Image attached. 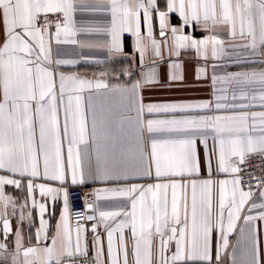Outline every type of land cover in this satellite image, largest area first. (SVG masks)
Masks as SVG:
<instances>
[{"label": "snow or ice", "instance_id": "1", "mask_svg": "<svg viewBox=\"0 0 264 264\" xmlns=\"http://www.w3.org/2000/svg\"><path fill=\"white\" fill-rule=\"evenodd\" d=\"M170 13L182 23L172 25ZM196 29L207 35L195 38ZM187 50L211 61L212 98L156 96L184 85ZM135 54V70L110 66ZM80 65L103 67L89 75ZM243 65L261 67L228 71ZM194 75L204 79L207 69L198 63ZM104 96L120 97L123 119L113 121ZM255 107L264 109V0H167L163 11L157 0H0V264H264V110ZM222 110L232 114H207ZM249 158L259 161L252 169ZM214 160L229 178L199 179L202 165L212 175ZM6 186L26 192L19 213ZM84 188L75 196L85 210L72 213L73 192ZM57 203L50 232L44 217ZM35 209L40 227L25 246Z\"/></svg>", "mask_w": 264, "mask_h": 264}, {"label": "crops", "instance_id": "2", "mask_svg": "<svg viewBox=\"0 0 264 264\" xmlns=\"http://www.w3.org/2000/svg\"><path fill=\"white\" fill-rule=\"evenodd\" d=\"M166 2L167 0H157V6L160 8V10H166ZM142 12V10H141ZM170 22L172 25H179L182 23V21L179 18L178 13H170ZM85 20H88L90 22H97V23H107L110 20V15L108 14H85L83 17ZM81 19V15L79 13H77V20L79 22V20ZM153 28H154V35L155 38L157 40H160V36H159V18H158V14H155L154 16V21H153ZM187 32H192L191 28L187 29ZM193 35L195 36V38L200 39L203 38V36H206L207 33H202L200 31V29H196L195 32L193 33ZM123 43H124V52L126 54V56L128 57H132L134 55L133 52V37L131 35V33H124L123 37H122ZM165 56L167 58V53L165 52ZM135 60H130V59H125V57L123 56H115L113 57L112 61L110 62V66L112 68H115L117 70H119L122 67H128L129 64H131L132 68L135 70L136 68L139 67V56L138 54H135ZM174 59V57H173ZM181 59L184 61L186 69H187V73H186V80L183 86L180 87H176L173 86L171 89H161L158 90L155 95L156 96H161V95H166L168 93H171L173 95H177L183 98H189V99H204V100H208L212 98V85H211V75H212V68H211V61L209 60L208 64H205L202 60L197 59L196 57V53L193 50H187V51H183L182 55H181ZM200 64V66L205 67L207 69V75L206 78L201 79V80H196L195 79V75H194V68L197 64ZM103 67V66H96V65H80L78 66V71L80 73H88L89 75H91L93 72H98L99 69ZM260 65H243V66H233L231 68L228 69V71H254V70H259L260 69ZM162 71V81H166V65H164L161 69ZM136 77H133L132 79H135ZM124 79L122 78L119 83H124ZM117 83L116 80H113L111 82V86H115V84ZM251 87H256L258 88L259 85H252ZM147 95V93H146ZM85 101L87 102V94H85ZM94 102L100 103L101 102V98L97 97L95 98ZM102 102L104 104V106L110 110L111 112V116L113 121H120L121 119H123V113L125 111L124 107H123V102L121 101L119 96H104L102 98ZM225 103H232V101L229 99V101H226ZM264 109H260L259 107H255L252 109V111H261ZM208 115H228V114H232L231 112H227V111H213V112H209L207 113ZM131 115H134V112L131 113ZM89 125H90V119H89ZM113 133L114 134H120L119 133V128L117 125L114 124L113 127ZM123 134L124 135H129V130H128V125L124 124L123 125ZM212 179L213 181L216 180H223V179H228V175L224 174V173H220L217 174L215 171V160L213 161V171H212V175L209 177L208 172L206 171V169L203 167H201V171H200V175H199V179L203 180V179ZM134 182L137 183H141V184H147V183H155V180H136ZM96 187H104V185H100V184H93ZM112 186V185H109ZM5 194L7 196H10L13 198V200L18 201V203L15 205L17 213H19V209H20V205L24 203L25 197H26V192L23 188L21 189H17L15 186H6L5 187ZM36 199L38 202H40L41 198L39 196V190H36L35 193ZM29 205H31V201H29ZM12 205L9 204L7 207V213H8V218L10 219L11 225L13 228H15L17 226V221H16V217L12 216ZM0 208H3V205H0ZM62 210V204L61 203H57L55 206V210H54V214L50 217L47 213L45 214V219L48 220L49 223V229L50 232H54V228L56 223L59 221L60 218V212ZM27 215V214H25ZM90 223L89 222V229H90ZM40 227V215H39V211L38 209H35L33 211V216H32V226H29V222L27 220H25L24 222V226H23V234L25 237V246L27 245V238L29 236L34 237L35 233L37 231V229H39ZM0 228H2V224H0ZM101 239L104 243L105 246V253H106V249H107V238L106 235L103 234V230L101 229ZM125 235L127 236V233H125ZM92 236L91 234H89L88 236V240L91 241ZM237 236L235 233L231 234L229 236V241H230V248L228 249V256H231V245H234L236 242ZM259 241L262 247H264V230H262L259 234ZM35 240H33V244L32 246H35ZM43 243L46 244H50V240L49 241H45ZM243 247V244H242ZM89 252L92 253L93 250L91 248V245H89ZM237 259L239 260L241 258L242 255V250H237ZM225 264H231V260L228 259L226 260Z\"/></svg>", "mask_w": 264, "mask_h": 264}, {"label": "built area", "instance_id": "3", "mask_svg": "<svg viewBox=\"0 0 264 264\" xmlns=\"http://www.w3.org/2000/svg\"><path fill=\"white\" fill-rule=\"evenodd\" d=\"M257 163H259L258 160H255L253 158H249L248 161H247L246 167L248 169H252L253 168V165L254 164H257ZM255 174L256 175H260V172L259 171H256ZM251 178H252L251 175H249V176L246 177V179H249V180ZM91 188H95V186L94 185H91ZM89 190H90V188H84V189H76V190H74V192H73V200H72V204H71V208H70V211L72 213H75V212H78V211H81L82 212V211L85 210L83 204L81 203V201L78 198H76L75 193L76 192H86V191H89ZM81 223H83V221H81Z\"/></svg>", "mask_w": 264, "mask_h": 264}]
</instances>
